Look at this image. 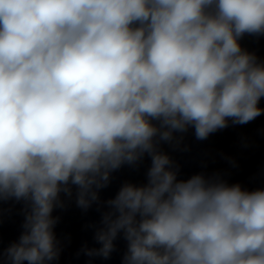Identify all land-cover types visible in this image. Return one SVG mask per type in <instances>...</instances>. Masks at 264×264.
<instances>
[{
	"label": "clouds",
	"instance_id": "9594fccd",
	"mask_svg": "<svg viewBox=\"0 0 264 264\" xmlns=\"http://www.w3.org/2000/svg\"><path fill=\"white\" fill-rule=\"evenodd\" d=\"M264 0H0V199L25 201L11 264H49L60 193L87 210L112 171L147 153L144 186L108 200L89 256L124 264H264V189L177 180L160 141L264 112ZM156 121L158 123H153Z\"/></svg>",
	"mask_w": 264,
	"mask_h": 264
}]
</instances>
